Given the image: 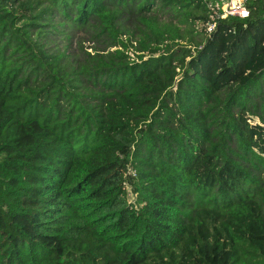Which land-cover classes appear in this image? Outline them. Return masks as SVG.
<instances>
[{
    "label": "trees",
    "instance_id": "1",
    "mask_svg": "<svg viewBox=\"0 0 264 264\" xmlns=\"http://www.w3.org/2000/svg\"><path fill=\"white\" fill-rule=\"evenodd\" d=\"M208 1L0 0V264H264V0Z\"/></svg>",
    "mask_w": 264,
    "mask_h": 264
},
{
    "label": "built area",
    "instance_id": "2",
    "mask_svg": "<svg viewBox=\"0 0 264 264\" xmlns=\"http://www.w3.org/2000/svg\"><path fill=\"white\" fill-rule=\"evenodd\" d=\"M207 6L210 12V21L207 23L206 30L211 32L215 26L216 21L221 18L229 16H236L245 18L249 16V8L247 6V0H216L208 1ZM128 173L135 175L134 171L129 168Z\"/></svg>",
    "mask_w": 264,
    "mask_h": 264
},
{
    "label": "rangeland",
    "instance_id": "3",
    "mask_svg": "<svg viewBox=\"0 0 264 264\" xmlns=\"http://www.w3.org/2000/svg\"><path fill=\"white\" fill-rule=\"evenodd\" d=\"M196 28H197V27H196ZM197 29H198V28H197ZM79 36H84V35H83L82 32H80V35H79ZM79 36H78V37H79ZM75 40H76V39H75ZM60 43H62V42H60ZM85 45H87V46L89 47L90 45H92V42L88 40V41L85 42ZM72 47H73V48L75 47V41H74ZM88 50H91V48H88ZM251 119H252L253 123H254V122H258L257 118H253V117H252ZM128 192H129V197H130V199H133V198H134V194H133V192H132V190H131L130 185H128Z\"/></svg>",
    "mask_w": 264,
    "mask_h": 264
}]
</instances>
